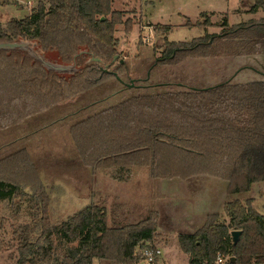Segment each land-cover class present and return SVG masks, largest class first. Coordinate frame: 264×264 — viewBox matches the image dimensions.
Returning a JSON list of instances; mask_svg holds the SVG:
<instances>
[{"label":"trees","instance_id":"1","mask_svg":"<svg viewBox=\"0 0 264 264\" xmlns=\"http://www.w3.org/2000/svg\"><path fill=\"white\" fill-rule=\"evenodd\" d=\"M259 1L262 3L253 10L264 9V0ZM114 2L39 1L29 17L10 20L5 29L0 27V42L36 41L38 51L45 56L58 54L61 63H70L75 54L83 52L76 58L77 72L63 75L46 72L24 53L1 51L0 131L91 89L111 75L99 70L97 63L86 65L85 61L98 57L108 64L116 55L114 28L122 24V18L112 10ZM188 23L186 27L192 28ZM198 26L205 30L209 23ZM159 28L163 33L170 31L168 26ZM198 43L204 45L195 47ZM205 46L202 38L192 43L165 39L160 62L171 64L179 57L195 56V51ZM234 89L133 96L78 122L72 128V138L93 173L103 172L120 182L139 179L146 170L152 180L206 174L231 180L230 193L246 192L252 182L264 178V118L233 115L263 111L264 107L259 96ZM239 92L244 94L239 96ZM248 99L254 101L252 108L240 111L236 103L242 107L241 102ZM20 187L29 188L40 212L36 224L27 222L13 231L19 251L17 264H92L97 259L137 264L145 260L134 251L154 238L157 213L150 212L135 224L110 227L106 208L89 204L52 226L49 198L26 151L0 161V200L19 194ZM250 203L251 199L228 204L224 209L228 224L216 216L209 218L199 233L178 235L189 264H215L217 255L231 256L237 264H264V215ZM234 230L240 231V236L233 246L230 234ZM55 240L66 250L60 258L55 255Z\"/></svg>","mask_w":264,"mask_h":264},{"label":"rangeland","instance_id":"2","mask_svg":"<svg viewBox=\"0 0 264 264\" xmlns=\"http://www.w3.org/2000/svg\"><path fill=\"white\" fill-rule=\"evenodd\" d=\"M39 1L46 3V0H0V27L5 29L10 20H21L24 17H29L33 10L37 8ZM114 1L112 10L120 13L122 24H117L114 28L113 36L118 41L116 47L117 59L108 70H112V67L116 66L114 71L121 81L126 84L130 79H133L135 80L134 85L137 87L126 89L114 76L109 75V77H105L102 81L93 85L91 89L59 102L57 105L41 112V114L30 116L19 124L1 130L0 161L20 151L27 152L49 198V220L52 226L60 224L61 221L66 220L67 217L72 216L80 208L89 204H97L106 208L110 227H113V225L128 226L135 224L146 219L150 212H155L158 218L155 236L140 245L157 249V256L151 264H189L188 255L182 252L178 241V235L182 233L173 230L171 224L168 223L166 218L168 198L161 193L158 186L159 181L181 179L182 177L152 180L149 178L147 170H144V176L125 183L110 178L103 172L100 174L93 173L92 168L86 165L75 146L71 134L72 128L78 122L93 117V115L133 96L152 93L188 94L179 89L172 90L163 87L149 90L138 86L156 83L161 85L170 82L175 77H177L175 80L182 78L192 80V84H194L195 78L191 75L195 69L188 68L184 75L183 73H177L174 67L195 58L229 57L231 55L228 56L226 52H223L226 45H223L220 40H214L210 47L205 46V48L195 51L194 55H200L201 57H184L182 59L179 57L176 62L171 64L158 63L151 70L149 81L142 82L145 74L147 78L150 71L148 70L149 66L161 57L165 39L173 43L188 41L192 43L194 39L202 38L208 43L212 36L222 34L221 26L224 22H228L229 25L244 24L242 22L249 16L243 14L250 9L255 1L259 0H143V4L141 0ZM257 16H262V14L258 11ZM205 21H208L209 26L204 30L203 27L198 25ZM187 22L192 28L186 27ZM156 26H168L170 31L163 33L159 27L155 30ZM24 40L29 41L32 45L36 44L35 51L43 55L38 51L36 41ZM227 49L228 47H226ZM219 52L220 54H218ZM215 53L217 54L215 55ZM242 55L246 56L248 54H238V56ZM43 56L45 58L57 56L58 58L56 53ZM89 60L85 61L86 65L94 63L89 62ZM120 62L123 63L120 64ZM62 64H72V61ZM121 65L124 66L123 70L119 68ZM77 70L75 60V72ZM58 74L69 75V73ZM243 94L239 92V96ZM236 166L234 164V168ZM223 180L229 181V187L232 188L231 180ZM255 182L260 181L252 182L249 186L250 189L246 192L233 193H247L246 196L236 200L251 199L250 204L252 207L258 213L264 215V185L251 197V185ZM20 188L17 190L19 194L15 193L9 200H0V264H17L19 251L13 231L19 225L27 222L33 221L36 224L39 219L38 213L40 210L36 199L32 197L29 188ZM224 209L216 216H221V221L228 224V219L224 216ZM216 216L209 218H216ZM35 224L33 232L37 228ZM59 242L55 240L54 243L56 245L55 255L58 258L62 257L66 251ZM72 245L75 246L76 243ZM136 248L134 255L138 254ZM230 257L228 255L222 256V263L216 262L215 264H232ZM92 264L109 263L97 259ZM137 264L147 263L140 261Z\"/></svg>","mask_w":264,"mask_h":264},{"label":"water","instance_id":"3","mask_svg":"<svg viewBox=\"0 0 264 264\" xmlns=\"http://www.w3.org/2000/svg\"><path fill=\"white\" fill-rule=\"evenodd\" d=\"M36 44H31L24 39L14 42H0L1 51H18L29 55L34 62H38L46 71L55 73H74L75 60L83 53L82 51L74 55L72 64H62L57 56L45 58L35 51ZM114 56L111 62L104 65L100 58L91 57L89 62L99 65V70L105 74H111L120 82L123 87L132 88L135 80L130 79L128 83H123L118 74L108 70L115 62ZM122 63V62H120ZM177 73L185 75L186 70L191 68L194 84L189 79H171L168 83H162V88L185 91L189 94L210 92L218 88H228L230 86H244L247 84H264V52L263 54H248L246 56L231 55L229 57L195 58L187 60L174 67ZM148 78V76H147ZM188 82V83H187ZM173 83V84H172ZM190 87V88H189ZM161 193L168 198L167 221L172 229L178 233L194 235L205 227L209 217L218 215L227 204L238 198L247 195L230 194V182L218 177L209 175L191 176L187 179H170L159 181ZM264 185V181L255 182L251 185V197ZM233 246L239 241L240 231L234 230L230 234ZM230 262L235 263L231 258Z\"/></svg>","mask_w":264,"mask_h":264},{"label":"flooded vegetation","instance_id":"4","mask_svg":"<svg viewBox=\"0 0 264 264\" xmlns=\"http://www.w3.org/2000/svg\"><path fill=\"white\" fill-rule=\"evenodd\" d=\"M258 3H262V1H255V3L250 7L249 10H246V12L243 15H247V19L241 23L229 25L228 22H224L221 26V32L220 35L212 36V39L206 43V47H210L211 43L215 40H220L223 45L228 47V49L223 52L226 54L233 55V54H263L264 52V9H255L253 10V7L256 6ZM258 11L262 14V16H257ZM235 26V27H234ZM234 27V28H233ZM204 44L198 43L195 45V47H201ZM217 53H215L216 55ZM220 54V52L218 53ZM196 57H201L200 55ZM188 58V57H187ZM191 58H194L192 56ZM161 57L155 60V62L149 66L148 70H150L147 74L148 78H146V74L144 76V79L142 82L149 81L150 72L153 68L157 66L158 63H160ZM115 63V62H114ZM113 63V64H114ZM123 63V62H122ZM120 63V64H122ZM112 65V64H111ZM110 65V66H111ZM110 68V67H109ZM108 68V69H109ZM147 70V71H148ZM177 79V77H175ZM129 82V81H128ZM135 83V82H134ZM173 84V83H172ZM159 84H144L142 86H138L139 88H146V89H161L162 86H158ZM137 86H133V88H136ZM190 88V87H189ZM235 88L234 90L238 88H242L244 90V93H249L250 95H257L260 97V101L262 102V106L264 107V84H248L247 86H240V87H230ZM230 88H218L220 89H230ZM216 89V90H218ZM226 92L230 93V90H224ZM254 101L248 99L245 102H241L244 106L240 107L238 103H236V106L239 108L240 111L243 110V107H250L252 108V103ZM238 118H251V117H261L264 118V110L263 111H248L246 114H237L235 113L233 117ZM258 181H264L263 179H260Z\"/></svg>","mask_w":264,"mask_h":264},{"label":"built area","instance_id":"5","mask_svg":"<svg viewBox=\"0 0 264 264\" xmlns=\"http://www.w3.org/2000/svg\"><path fill=\"white\" fill-rule=\"evenodd\" d=\"M137 253L143 257V259H145L144 261L147 264H151L155 259V257L157 256V249L153 250V248L151 247H146V246H138L136 248ZM218 259H217V263H222V257H220L219 255H217Z\"/></svg>","mask_w":264,"mask_h":264},{"label":"crops","instance_id":"6","mask_svg":"<svg viewBox=\"0 0 264 264\" xmlns=\"http://www.w3.org/2000/svg\"><path fill=\"white\" fill-rule=\"evenodd\" d=\"M141 3L143 4L144 2H143V0H141ZM149 21H150V19H148ZM152 22V21H151ZM153 23V22H152ZM156 24H159V23H156ZM162 24V23H161ZM165 25V24H164Z\"/></svg>","mask_w":264,"mask_h":264}]
</instances>
